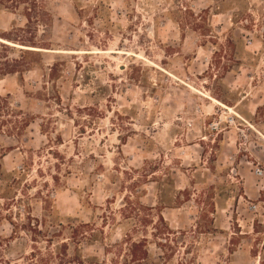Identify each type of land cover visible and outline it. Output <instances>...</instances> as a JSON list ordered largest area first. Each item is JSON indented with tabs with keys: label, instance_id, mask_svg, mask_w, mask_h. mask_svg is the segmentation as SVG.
<instances>
[{
	"label": "rangeland",
	"instance_id": "1",
	"mask_svg": "<svg viewBox=\"0 0 264 264\" xmlns=\"http://www.w3.org/2000/svg\"><path fill=\"white\" fill-rule=\"evenodd\" d=\"M6 43L0 264H264V0H0Z\"/></svg>",
	"mask_w": 264,
	"mask_h": 264
},
{
	"label": "trees",
	"instance_id": "2",
	"mask_svg": "<svg viewBox=\"0 0 264 264\" xmlns=\"http://www.w3.org/2000/svg\"><path fill=\"white\" fill-rule=\"evenodd\" d=\"M17 2V1H16ZM7 38H9V40L13 39L16 40L14 38H11L12 36H6ZM19 40V39H18ZM35 43V42H32ZM15 53L14 51L10 50V48L8 47V44H2L1 45V49H0V80H2L5 76L7 75H15V74H20L22 75L25 71H30L33 69L31 65L32 62L28 61L27 59V54H29L30 52H25V51H21L20 53H18V57L17 58H11L10 54ZM32 54V53H31ZM6 103V98H4L1 94H0V110H1V106ZM2 168L1 165V158H0V169ZM11 224L13 225V232H16V224H14V222H11ZM62 224H60L61 226ZM4 240L0 238V242ZM135 246H137L138 243H134ZM134 256L136 255L135 253L133 254Z\"/></svg>",
	"mask_w": 264,
	"mask_h": 264
},
{
	"label": "built area",
	"instance_id": "3",
	"mask_svg": "<svg viewBox=\"0 0 264 264\" xmlns=\"http://www.w3.org/2000/svg\"><path fill=\"white\" fill-rule=\"evenodd\" d=\"M256 174L257 175H263L264 174V171L261 168H257L256 169Z\"/></svg>",
	"mask_w": 264,
	"mask_h": 264
},
{
	"label": "water",
	"instance_id": "4",
	"mask_svg": "<svg viewBox=\"0 0 264 264\" xmlns=\"http://www.w3.org/2000/svg\"><path fill=\"white\" fill-rule=\"evenodd\" d=\"M6 44H8V43H6Z\"/></svg>",
	"mask_w": 264,
	"mask_h": 264
},
{
	"label": "bare ground",
	"instance_id": "5",
	"mask_svg": "<svg viewBox=\"0 0 264 264\" xmlns=\"http://www.w3.org/2000/svg\"><path fill=\"white\" fill-rule=\"evenodd\" d=\"M220 103V102H219Z\"/></svg>",
	"mask_w": 264,
	"mask_h": 264
}]
</instances>
